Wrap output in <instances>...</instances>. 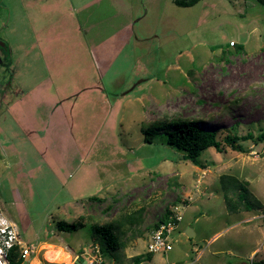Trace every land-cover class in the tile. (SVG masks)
Returning <instances> with one entry per match:
<instances>
[{"label":"rangeland","instance_id":"rangeland-1","mask_svg":"<svg viewBox=\"0 0 264 264\" xmlns=\"http://www.w3.org/2000/svg\"><path fill=\"white\" fill-rule=\"evenodd\" d=\"M142 1L152 11L150 23L138 25L132 16L120 19L122 28L103 25L107 68L97 96V90H79L85 84L79 75L98 82L99 47L90 48L83 31L78 44L67 26L85 17L111 20L106 0L85 11L74 0H0V220L16 231L18 249L29 250L22 264H83V248L98 245L92 225L118 220L116 257L103 255V264L264 258L262 213L227 212L218 183L219 174H233L264 202V140H239L244 152L207 148L198 156L202 166L183 160L165 134L144 140L146 127L172 118L216 131L218 139L264 131V6L256 0H200L189 7ZM23 55L31 60L25 63ZM70 57L88 63L81 68ZM28 69L36 77L54 69L78 75L59 88L61 108L52 110L51 101L37 106L22 94L21 84L36 82L21 80ZM70 84L78 91L65 98ZM37 97L48 100L50 91ZM27 102L34 104L26 108ZM175 207L181 220L172 248L135 263L153 223ZM79 217L83 227L57 229V221ZM57 248L61 260L46 258Z\"/></svg>","mask_w":264,"mask_h":264},{"label":"trees","instance_id":"trees-1","mask_svg":"<svg viewBox=\"0 0 264 264\" xmlns=\"http://www.w3.org/2000/svg\"><path fill=\"white\" fill-rule=\"evenodd\" d=\"M174 4L182 7H189L196 4L200 0H172ZM264 6V0H256ZM234 45V42H233ZM144 140L150 141L147 135L165 134L166 143L175 149L182 150L183 160H188L194 165L202 166L198 156L207 148H213L217 152H222L225 146L233 151L244 152V149L238 144L239 140L253 139L255 142L264 140V131H261L255 137L250 133L243 136L235 135L231 132L226 133L221 139H218L216 131H209L198 128L191 121L181 118H172L170 120L159 119L144 129ZM219 188L222 192L224 206L227 212L236 213L241 211H259L264 213V203L260 202L248 189L246 181L241 180L237 176L229 173H221L218 175ZM97 199V197H91ZM166 209L161 218H159L152 226H156L169 213ZM264 223V216L262 217ZM121 222L109 221L104 224H93V234L97 237L102 256L116 257L115 250L119 247L117 235L121 232ZM57 229L60 231H73L84 226L81 217L79 220L67 222L65 220L57 221ZM116 230V232H115ZM152 253L145 252L143 255L133 257L135 263L142 258L149 259ZM10 260L12 264H22V257L18 254V247H14L11 251ZM80 262V261H78ZM252 264H264V258L254 261Z\"/></svg>","mask_w":264,"mask_h":264},{"label":"crops","instance_id":"crops-1","mask_svg":"<svg viewBox=\"0 0 264 264\" xmlns=\"http://www.w3.org/2000/svg\"><path fill=\"white\" fill-rule=\"evenodd\" d=\"M99 1H101V0H74L75 4L78 6V8L83 10V11L88 10L89 7H91L93 4H95ZM106 1L108 2V5L111 6L114 10L111 14H108L109 16H112L111 20L105 22L106 21L105 19H108L107 17H105L104 19L100 18L96 22V21L91 20V18L86 19L87 17H85V19L82 20L83 21L82 24H80V22H79L77 25H75L72 28L67 26L68 29H70L71 31H73L76 34L73 36V39H75L78 44H80L81 41H77V40H79V37L77 36V32L83 31L84 35H85L86 44L90 48H98L99 47L98 59H97L98 60L99 73L96 74V76L98 78H95L98 80L99 83L94 81V79L92 82L91 81L88 82L89 81V77H88L89 75H86V74L79 75V76H83L81 79L85 80V84H82L79 90H88L91 92L90 95L91 94L93 95V93L97 90L96 91L97 96L102 95L103 89H102V84H101L100 78L103 77V74L105 73L104 71H106V68H107L106 67L107 64L105 63V60L103 59V56L101 55L103 52L102 48H103V45L105 42V40L102 37L103 34H101V33H103L102 32L103 31V25H107V24L110 25V21H111V25L115 29H118L119 27H121L120 23H122V22H120V19H126L127 18V20H128V18H129L128 21L131 22L133 20V19H131L132 16L136 17L138 25H140V24L146 25V23H150L148 16L152 12V11L148 12V10H147L148 8L145 5V1H142V0H106ZM138 12H139V15H138ZM136 15H138V16H136ZM123 25H125V24H122V26ZM82 26H84V27L82 28ZM46 38L50 39L51 37L47 36ZM28 47H30V46L26 47V49H27V50H25L26 53H29ZM81 47L85 48V46L83 44L81 45ZM70 59H71V63H75V64L79 63L77 61L79 59L76 57L75 58L70 57ZM22 60H24L25 63H28L31 59L27 58L26 56L23 55ZM21 62H23V61H21ZM9 63L14 64V63H16V60L13 61V59H11ZM87 63L88 62H86V58H85V59H82L79 64L81 65V68H82V66L87 64ZM101 69H103V71H101ZM54 70H55L54 72L47 73V74L46 73L45 74L40 73V74H38L37 77H36L35 73H33V74L28 73L29 69L26 70L25 73L21 74V80L33 81L35 79L36 82L32 83L30 85L21 84V86H22L21 92H22V94H24V96H28L32 102L35 101L37 106L41 105V106L45 107L44 104L47 103L46 105H48L49 101H51L52 110L57 111L59 108H61V106H62L61 103L63 100V98H59V96H58L60 93L59 88H61L67 80H69V79L73 80V79H75L74 77H77L78 75H76L75 73H71V74H68V76H66L67 73H64L65 76H63L62 73H59L60 71H56L57 69H54ZM77 79H78V77H77ZM82 81L83 80H80V83H83ZM83 85H84V87H83ZM24 86H26V88H24ZM69 86H70L69 93H67L68 94L67 96H64L65 98H67L68 96L71 95L70 91L76 92V93L78 91V86L76 84H70ZM47 90L50 91V97L48 98V100H44L46 98L42 99V98L37 97L39 95V93L44 94L47 92ZM30 103L27 102L23 106L28 108V106H30L31 104H34V103H31V104ZM22 108H21L20 112L23 113L24 109H22ZM22 117L26 120V123L30 124L31 121H30V118L28 115L22 114ZM256 212H259V211H256ZM258 216L263 217L264 213H262Z\"/></svg>","mask_w":264,"mask_h":264},{"label":"built area","instance_id":"built-area-1","mask_svg":"<svg viewBox=\"0 0 264 264\" xmlns=\"http://www.w3.org/2000/svg\"><path fill=\"white\" fill-rule=\"evenodd\" d=\"M233 45V42H230ZM264 154V151H263ZM181 215L177 212V207L170 210L166 217L153 226L149 232L146 242V252L165 253L172 248L171 234L178 229ZM17 233L5 219L0 220V264H12L10 260L11 251L18 247ZM18 254L25 258L29 254L27 247L18 249ZM83 264H103L102 253L99 245H92L89 248H83L81 253Z\"/></svg>","mask_w":264,"mask_h":264},{"label":"bare ground","instance_id":"bare-ground-1","mask_svg":"<svg viewBox=\"0 0 264 264\" xmlns=\"http://www.w3.org/2000/svg\"><path fill=\"white\" fill-rule=\"evenodd\" d=\"M58 249V248H57ZM46 255H48V257L46 256V258H50L51 259H62V257L64 256L62 253H61V249H58L56 252L52 253V252H48L46 253Z\"/></svg>","mask_w":264,"mask_h":264},{"label":"water","instance_id":"water-1","mask_svg":"<svg viewBox=\"0 0 264 264\" xmlns=\"http://www.w3.org/2000/svg\"><path fill=\"white\" fill-rule=\"evenodd\" d=\"M185 235L187 236V237H191L192 236V230L190 229V228H187L186 230H185Z\"/></svg>","mask_w":264,"mask_h":264}]
</instances>
